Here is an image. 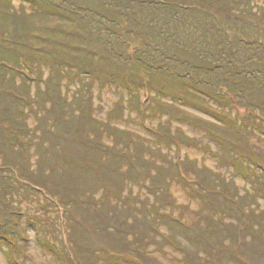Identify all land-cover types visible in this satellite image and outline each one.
Wrapping results in <instances>:
<instances>
[{"label": "rangeland", "instance_id": "1", "mask_svg": "<svg viewBox=\"0 0 264 264\" xmlns=\"http://www.w3.org/2000/svg\"><path fill=\"white\" fill-rule=\"evenodd\" d=\"M180 1L199 13L174 37L215 52L209 15L226 8ZM220 2L251 13L259 62L243 53L241 76L264 82V0ZM64 4L0 0V264H264V94L229 91L230 66L217 76L207 54L177 57L168 27L130 28L104 0ZM80 5L110 13L123 43L93 34ZM226 32L224 61L229 44L247 49ZM150 40L154 65L200 76L143 68L134 53Z\"/></svg>", "mask_w": 264, "mask_h": 264}, {"label": "trees", "instance_id": "2", "mask_svg": "<svg viewBox=\"0 0 264 264\" xmlns=\"http://www.w3.org/2000/svg\"><path fill=\"white\" fill-rule=\"evenodd\" d=\"M104 1L106 4V7L108 6L109 8H112L113 11H115L122 18H124L125 21L128 23L130 28H132L136 25H140V24H142V27H145L143 25V23H145L148 28H149L150 24L152 23L153 26H157L159 30H163L165 27H168V31L166 33L163 31L162 33H165V38H167L168 40L171 39L169 42L172 44V46L177 51V57L181 56L180 54L184 53L186 51L191 52V53L196 52V53H194L195 56H197L200 53L207 54L209 56V59L212 60V62H214V61L216 62V66H213V69L211 70V72H215V74L217 76H226L227 73L225 74L223 72V70H224L223 66L227 65V68H228V65H229L230 70H229L228 74L230 76H228V79L230 82H232V84L230 85V87H231L230 89L226 86V88L229 91L238 93L239 91L235 90V87L241 86L244 89L247 88V89L253 90L255 92L260 90L262 92V94H264V82L262 80L257 81L258 76H241L243 74L246 75L247 72L249 71V70L241 69V68H243V64L248 62V61H246L244 63L240 62L239 59H240V56L243 55V53H244V56L250 57V60L252 59V61H250V62H254V63L259 62V60L257 59L258 47H254L253 42L251 44H249L250 40H253V41L256 40L257 32H254V34L256 36H252L251 39L248 38V35L251 33L250 30H253V28L249 27L251 24H253V22L248 21V19L251 17V13H247V15H242V16H246V18L240 17L241 16L240 14H238V15L232 14L235 17L233 22L241 21L248 26H245L241 23H239L241 26L236 25L233 22H231L228 25L226 17H232V15H231V13H227V12L232 7H230L228 5H224L222 2H220L221 0H219V2L217 0H200V2L204 3L207 8H211L212 4H214L215 8H223V7L226 8L225 11H223L221 13V16L219 15L218 18L216 16V14H214V15L208 14L211 17L212 21H211V24L207 25L208 28H206V32L209 34V36L213 37V39H218L219 42H217L218 47L216 48L215 52H212L211 50L209 52H206L208 47H205V46H202V48H200L198 45H195L194 48L187 47V45L185 43H183V41H181V39L179 37H178L179 39L177 40L176 37H174V35H173L174 33H178L179 29L181 27L175 26V27L171 28L172 25H177L179 22L187 20L188 17H191V16L195 17L196 13L198 15L199 12H198V9L196 7H188L187 5L183 4V2H181L180 0H104ZM58 2H59V5H57V7L61 8V9L69 8L67 5L64 4V0H58ZM51 3L53 4L54 2L52 1ZM77 8L80 9L81 19H79V20H82L81 22H83L85 24H96V25L98 24V27L94 26L97 29L95 30V32H93V34H95V35L97 34L98 37L100 38V40L103 39V41H105L106 43H112V44H116V45L117 44L120 45L123 43L124 40H121L120 37H118V36H120V34L118 32L119 30L114 28L115 27L114 18H113V16H110V13L103 12V11H96L95 7L90 6V5H89V7L84 6V5H80ZM74 9H75V7H74ZM208 11H210V10L208 9ZM73 13H76V12H73ZM142 18L144 20H142ZM241 19H244L247 22H244ZM138 21L140 22L139 24H138ZM193 21H195V19H193ZM226 23H227V25H226ZM232 23L234 24L233 27H231ZM227 27H229L228 30L231 31L232 34L234 33L233 35H236V36H242L243 35L244 37H246L245 38L246 40L243 39L240 41H241L243 46H246L247 49L243 50L239 45H235V43L229 44L226 47L227 51H225V53H228V55L226 56V61H224L225 55L222 54L220 48H224L225 45H227V41H226V37H225V33H224V32H226ZM228 32H226V33H228ZM84 34H85L84 36H88L87 32L85 30H84ZM151 39H153V38H151ZM203 39L204 38H199V40H201V41L208 42L207 38L204 40ZM85 40H87L86 37H85ZM181 42L183 43L182 45H180ZM205 42H202V43H204V45H205ZM157 44H160V42L158 40H156V41L150 40L149 42L144 43V45L140 48V50H139V48H137L136 52L134 53V55L136 56V62L138 64H140L143 68L145 67L146 70L152 69V70L159 71V69H162L168 75L173 73L176 76H178V75L179 76H189L190 79H195L194 76H200L199 71L193 70L190 68L185 70V72H182V73L179 72L181 70V67L177 64H175V67L171 68V69H173L174 72H171V70L168 69L166 67V65H165V68L160 67L158 65H154L152 62L149 61V60H152L150 57H152L154 55H158L157 52L154 51V49L160 50L161 53L164 55V51L161 50V47H159V45H157ZM198 44H201V42ZM178 47H180V48L178 49ZM166 57H168V56L166 55V56L162 57L165 61L164 64L171 62L170 59H168V60L165 59ZM261 62H264V59L261 60ZM217 64H219V65H217ZM186 67H188L187 64H186ZM235 68H239V69L236 70V72H235L234 71ZM175 71H178V73ZM28 78L32 79L33 77L29 76ZM203 82L205 85H208L210 87H215V86H212L213 84L208 79H205ZM237 82L239 85H237ZM197 83H199V81H197ZM8 91H9L8 93L10 95L14 96L16 98V100H19L18 101L19 103L27 101L25 97H18L16 90H14V89L10 90L9 89ZM245 94L247 96H252L251 91H248V93H245ZM21 100H24V101H21ZM24 103H22V104L24 105ZM6 117H8V118H6ZM6 117H4L1 120L7 122L9 125V123L12 122L13 118L10 116H6ZM17 139L20 143L27 144L25 138H23V137L18 138L17 137ZM0 149H1V147H0ZM11 169L13 172H16V173L19 172L17 169H14V168H11ZM18 180L20 182L22 181L26 184H27V182H29L31 184L33 183L32 181H30L28 179H23L21 177H19ZM4 201H6V204L8 203L7 200H4ZM9 221L11 223H8V221L7 222L4 221L5 224L8 223L7 229H9L11 224H14V225L16 224L15 221H12V220H9ZM183 226H185V225H183ZM13 235H15V233H13ZM7 239H11V238L7 237ZM49 249L51 251H53L55 253V255H56V253H58V251L61 252V250L59 249V244L57 241L52 242V245L49 246ZM60 260H61V258H60ZM65 262H62V260H61L60 263L65 264Z\"/></svg>", "mask_w": 264, "mask_h": 264}]
</instances>
